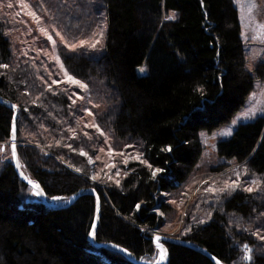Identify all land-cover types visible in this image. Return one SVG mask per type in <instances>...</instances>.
<instances>
[{
  "label": "trees",
  "instance_id": "obj_1",
  "mask_svg": "<svg viewBox=\"0 0 264 264\" xmlns=\"http://www.w3.org/2000/svg\"><path fill=\"white\" fill-rule=\"evenodd\" d=\"M48 1L75 38L106 22L99 43H61L59 54L68 72L87 84L100 127L140 158L121 163L119 177L98 172L93 179L89 157L103 135L93 127L70 134L79 110L69 88L51 83L41 60L18 56L0 19V65H7L0 66V97L17 108L14 120V107L0 101V141H15L25 170L49 197L69 199L94 188L100 198L93 242L95 193L47 206L4 155L0 264H138L117 247L96 245L102 242L153 260L155 230H167L176 211L172 192L201 157V130L231 118L264 76V61L253 71L246 65L235 0ZM218 152L237 165L212 164V173L255 175L261 189L230 185L193 196L172 234L225 264H264V114L240 122L218 141ZM163 242L167 264H217L198 249Z\"/></svg>",
  "mask_w": 264,
  "mask_h": 264
},
{
  "label": "rangeland",
  "instance_id": "obj_2",
  "mask_svg": "<svg viewBox=\"0 0 264 264\" xmlns=\"http://www.w3.org/2000/svg\"><path fill=\"white\" fill-rule=\"evenodd\" d=\"M235 3L241 24V38L246 56V65L253 71L254 66L260 61H264V0H235ZM9 5L12 6L9 7ZM55 11L56 9L51 8L48 0H0V19L5 24L6 34L11 38L16 54L22 57L29 56L34 60H41L44 63L50 82L63 83L69 88L71 98L79 110L78 124L70 127V134L73 135L79 131L88 132L85 128L93 127L103 135V142L97 146L98 152L95 156L89 157L94 170L92 178L96 179L99 175L98 172L112 178L119 177L122 174L119 165L128 160L140 158V154L134 151L133 148H129L128 145L121 148L117 147L114 144L115 140L111 132L100 127L93 108L96 103L89 96L87 84L68 72L59 54L61 43L74 48L83 44L101 41L102 30L106 26V22L95 27L90 33L86 32L75 38L65 31L64 26L58 22ZM41 29L44 31H41ZM49 36L52 37L51 40L48 38ZM69 76L80 83H73L68 79ZM81 84L87 87H81ZM263 114L264 76L254 80V86L244 103L228 121L213 129L201 130L200 137L203 144L201 157L195 166L194 172L186 182L172 192L170 201L176 211L171 215L172 221L164 227L167 230L156 229L155 234L173 235L172 232L179 226L181 216L185 212L188 201L193 196H203L207 191H219L230 185L242 186L246 189L251 188L255 191L261 189L260 181L255 175L244 176L241 173L233 176L230 172L227 173L224 170L212 173L211 166L222 161H229L231 163L230 167H235L237 164L233 159H229L218 152V141L228 137L240 122L254 120ZM13 142L14 140L0 141V161H2L4 155L11 159L14 158ZM81 152L84 153L83 150ZM16 164L18 171L21 174L24 172L23 176L32 179L18 156H16ZM37 190L33 187L34 194L38 192ZM37 196L43 198V194ZM69 199L53 196L47 198V202L50 204H65ZM155 243L157 246L155 258L153 260L139 259L143 264H160L163 253L162 247L165 248L166 261V245L163 239L160 238L159 242Z\"/></svg>",
  "mask_w": 264,
  "mask_h": 264
},
{
  "label": "water",
  "instance_id": "obj_3",
  "mask_svg": "<svg viewBox=\"0 0 264 264\" xmlns=\"http://www.w3.org/2000/svg\"><path fill=\"white\" fill-rule=\"evenodd\" d=\"M0 101L3 102V103H5V104H8V105L14 107V109H15L14 120H15V119H16V111H17V108H16L15 106H13L11 103H9V102L5 101L4 99H2L1 97H0ZM12 145H13V157H14V158L12 159V161H13V163H14V165H15L17 171H18L17 164H16V156H17V152H16V143H15V141L12 143ZM18 173L20 174L21 178H22L23 180H25V181H26L29 185H31L32 187H33V184H30L29 181H32L34 184H38V185H39V187L41 188L42 193H43L42 201H43L47 206L54 207V206H60V205H63V204H64V203H62V204H50V203H48V202H47V198H49V196L45 193V191H44V189L42 188L41 184H40L39 182L35 181V180L30 179V178L25 179V176H23L19 171H18ZM86 191H90V192L95 193V195H96V197H97V200H98V208H97L96 215H95V217H94V219H93V222H92V225H91L90 236H89L90 240L94 242V237H95V235L93 236V235H91V233L93 232V230H94V232H95L96 225H97V221H98V219H99V211H100V198H99V194L97 193L96 189H94V188H83V189L77 191L76 193H74V194L70 197V199L68 200L67 204L70 203V202H72V201H73L75 198H77L81 193L86 192ZM157 237L162 238L163 241H174V242H178V243H181V244H183V245H186V246L193 247V248H195V249H198V250H200V251L206 253V254H207L208 256H210V257H211V258H212L217 264H225V263H224L221 259H219L216 255L212 254L211 252H209V251H208L207 249H205L204 247H202V246H200V245H198V244H195V243H193V242L183 240V239H181V238H179V237H177V236L171 235V234H159V233H156V234L154 235V240H155V242H159V240L157 241ZM96 245H98V246H102V247H104V246H114V247H117L118 249H120V250H122L123 252H125V253H126V254H127V255H128L133 261H134V262H136V263H138V264H143L140 260L136 259V258L133 256V254H132L128 249H126V248H124V247H122V246H120V245H116V244H114V243H112V242L96 243ZM166 255H167V258H166V261H165L164 264H167V262H168V250H167V248H166Z\"/></svg>",
  "mask_w": 264,
  "mask_h": 264
},
{
  "label": "snow or ice",
  "instance_id": "obj_4",
  "mask_svg": "<svg viewBox=\"0 0 264 264\" xmlns=\"http://www.w3.org/2000/svg\"><path fill=\"white\" fill-rule=\"evenodd\" d=\"M12 5H9V7H11ZM32 15H34V13H32ZM169 18H171V17H169ZM41 31H44L43 29H41ZM50 40L52 39V37L51 36H49L48 37ZM53 43H55V41H53ZM82 43H84V42H82ZM97 43H99V41H97ZM96 45L95 44H93L92 45V47H95ZM0 66H2V67H7V65H0ZM141 71H143V69H141ZM68 79L69 80H71L73 83H80L79 81H75V80H73V78L71 77V76H69L68 77ZM81 87H84V88H86L87 86L86 85H83V84H81ZM168 151H170L171 149H167ZM156 171H160V170H156ZM153 175H155V172L153 173ZM25 179H27V177H25ZM29 183L30 184H33V187L34 188H39V185L38 184H34L32 181H29ZM248 191H251L252 189L251 188H249V189H247ZM37 195H41L42 193L41 192H37L36 193ZM53 199H58V198H53ZM137 207H139V206H137ZM91 235H95V232H94V230H93V232L91 233ZM160 238L159 237H157V241L159 240ZM245 249L250 253L251 252V249H248L247 248V245H245ZM164 258V256L162 255L161 256V259H163ZM245 259L246 260H250L251 259V257L250 256H247V257H245Z\"/></svg>",
  "mask_w": 264,
  "mask_h": 264
},
{
  "label": "bare ground",
  "instance_id": "obj_5",
  "mask_svg": "<svg viewBox=\"0 0 264 264\" xmlns=\"http://www.w3.org/2000/svg\"><path fill=\"white\" fill-rule=\"evenodd\" d=\"M17 164L19 165V163L17 162ZM22 174H24V172H22ZM38 192H41L42 193V190H41V188L39 187L38 188V190H37ZM43 194V193H42ZM162 250H163V253H162V255H164V258L160 261V264H163L164 263V261H165V254H164V251H165V248L164 247H162Z\"/></svg>",
  "mask_w": 264,
  "mask_h": 264
}]
</instances>
